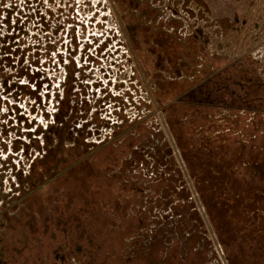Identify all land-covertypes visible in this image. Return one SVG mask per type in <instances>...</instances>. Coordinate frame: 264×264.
Listing matches in <instances>:
<instances>
[{
    "label": "rangeland",
    "instance_id": "374dc122",
    "mask_svg": "<svg viewBox=\"0 0 264 264\" xmlns=\"http://www.w3.org/2000/svg\"><path fill=\"white\" fill-rule=\"evenodd\" d=\"M240 71L264 86V0H0V211L79 225L74 264H264V109L180 101Z\"/></svg>",
    "mask_w": 264,
    "mask_h": 264
},
{
    "label": "flooded vegetation",
    "instance_id": "af4514ba",
    "mask_svg": "<svg viewBox=\"0 0 264 264\" xmlns=\"http://www.w3.org/2000/svg\"><path fill=\"white\" fill-rule=\"evenodd\" d=\"M40 209L41 223L45 231L48 223L44 218L43 207ZM29 210V201L25 198L21 206L12 207L11 212L13 213H10V209L7 207H3V210L0 211V264H74L75 254L82 252L81 246L83 242L89 240L88 243L90 245L92 237L87 232H84V230L82 232V228L79 225L76 226L74 231L77 233V236L73 235L74 232L70 234V230L73 227L69 230V223L67 222L59 223L64 227L65 239H69L72 245L74 244L73 248L71 246L70 250H65L60 245L55 248L56 244H53V242L45 243L43 241L45 239L44 231L43 237L39 238L36 236L38 229L35 227V216H31ZM48 249L53 251L50 261L46 258L47 255L45 254ZM86 251V260L79 264H91V260L89 259L92 257V250L88 247Z\"/></svg>",
    "mask_w": 264,
    "mask_h": 264
},
{
    "label": "trees",
    "instance_id": "16d2710c",
    "mask_svg": "<svg viewBox=\"0 0 264 264\" xmlns=\"http://www.w3.org/2000/svg\"><path fill=\"white\" fill-rule=\"evenodd\" d=\"M238 80H243L244 84L237 85ZM180 101L184 104L185 113H188V109H190L191 112L198 115L205 109L209 110L212 106L230 107L236 110H263L264 86L258 85L256 79L252 78L246 71L234 72V74L228 75L220 74L191 88ZM187 106H190V108H187ZM192 121L195 120L187 121L186 125L195 127V125L200 124ZM181 149L184 157H186L191 151V146L186 144L181 146ZM206 187L204 181L197 185V189L203 193L206 191ZM216 205L217 201L215 202Z\"/></svg>",
    "mask_w": 264,
    "mask_h": 264
}]
</instances>
